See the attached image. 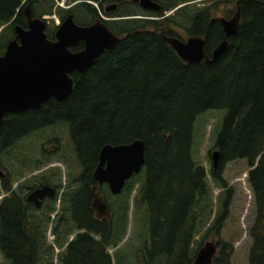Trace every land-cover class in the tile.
<instances>
[{"label": "trees", "instance_id": "1", "mask_svg": "<svg viewBox=\"0 0 264 264\" xmlns=\"http://www.w3.org/2000/svg\"><path fill=\"white\" fill-rule=\"evenodd\" d=\"M24 1L0 0V55L10 36L7 26L13 20L14 25L21 24L19 8ZM101 1L126 4L123 0H68L67 4L77 3L71 13L87 20L98 14L88 2L101 5ZM152 1L162 8L159 16L136 5L141 12L118 15L121 19L109 24L120 41L84 74H71L74 90L65 102L51 98L37 109L7 116L0 126V161L33 133L63 126L80 168L79 173L68 172L62 196L58 200L57 191L44 210L29 208L25 197L31 188L44 184L60 189V184L52 185L53 172L17 187L9 175L1 180L0 192L6 196L0 204V239L3 248H16V264H53L52 246L44 241L49 226L63 249L57 256L59 264H130L132 252L134 264H194L202 242L210 235L218 238L229 216L233 190L222 176L225 165L242 159L248 163L255 210L248 229V264H264V0H234L239 4L237 34L228 38L227 50L210 66L185 64L159 30L179 38L171 29L174 26L188 36L202 37L210 56L224 39L221 24L210 15L211 7L190 5L198 0ZM29 5L35 17L55 15L61 22L67 13L55 0H29ZM168 12L172 13L165 16ZM137 13L146 17L137 19ZM55 29L52 22L48 39H53ZM82 48L80 44L71 50ZM210 110L222 116L213 145L219 153L217 167L213 169L211 162L207 170L193 159L194 125ZM136 140L144 143L145 164L114 196L116 210L113 204L111 213L107 195H112L105 184L98 186L93 179L100 150ZM211 155L209 151L212 160ZM61 160L71 168L69 157ZM34 163L40 167L41 161ZM209 179L222 190L213 217ZM94 186L102 191L110 222L94 216ZM132 195L133 212L139 211L143 218V232L133 251L121 254ZM57 201L59 212L53 216ZM208 223L196 243L201 226ZM217 250L212 264H231V244L219 240Z\"/></svg>", "mask_w": 264, "mask_h": 264}, {"label": "water", "instance_id": "2", "mask_svg": "<svg viewBox=\"0 0 264 264\" xmlns=\"http://www.w3.org/2000/svg\"><path fill=\"white\" fill-rule=\"evenodd\" d=\"M132 1L143 10L162 13L161 6L151 0ZM238 5V2L235 3L236 11L230 19H218L224 39L210 56L205 54V40L202 37L190 36L182 41L165 36L162 30H159V34L185 64L204 62L213 65L227 50L228 38L237 34L240 24ZM115 8L113 5L106 8V11L112 12ZM24 12L28 28L15 26V37L0 56V126L6 116L37 109L51 98L65 102L74 90L71 74H84L120 41L102 22L87 27L77 26L72 15H68L55 29L54 40H49L45 19L33 17L30 5L24 8ZM80 42H83L84 48L73 52L71 48ZM144 151V143L140 140L125 145H105L100 150L98 165L93 174L95 183L98 186L105 184L111 195H119L126 182L142 171L145 164ZM218 158V151L213 152V169L217 167ZM92 192L91 207L95 218L110 222L111 213L99 188L94 186ZM55 195L51 186L44 185L33 190L28 200L54 198ZM216 254L217 244L210 240L198 250L194 264H212Z\"/></svg>", "mask_w": 264, "mask_h": 264}, {"label": "rangeland", "instance_id": "3", "mask_svg": "<svg viewBox=\"0 0 264 264\" xmlns=\"http://www.w3.org/2000/svg\"><path fill=\"white\" fill-rule=\"evenodd\" d=\"M123 1H126L125 7H123V5L121 10H116L113 14L114 16L123 15L130 12H141V10L134 7L137 4H135L132 0ZM58 2L61 3V0H58ZM88 3L97 10L98 15L103 14V12H101V8L98 7L99 5L93 2ZM111 4L113 3H104L103 8ZM63 5L65 8L68 4L64 3L63 1ZM190 5L195 6L196 9L198 8L202 10L205 9V7H211L209 8L211 13L210 15L215 19L220 17L228 19L231 18L234 14L233 11L235 7L234 0H198L192 2ZM171 13L172 12H168L165 16H168ZM137 14L138 15L135 16L137 19H144L143 17H146L143 13ZM159 15L160 14L157 16ZM51 16H49V18L46 17V20L50 22V26L52 25V22L54 25L56 24L55 21L51 19ZM104 17L106 18V15H104ZM171 29L179 38H188V34L185 30L176 28L174 26ZM1 47L2 46H0V49ZM221 116L222 114L220 112L210 110L200 115L195 121V155L193 159L197 164L204 166L207 170L210 168V163L212 162L211 158L208 156L209 151L212 153L217 151L216 149H213V145L216 138V130H219L218 125L220 123ZM43 151L50 152L51 155H46L45 158H43L41 155ZM67 157H69L71 168H68V166L61 160H64V158L67 159ZM35 160L41 161L40 167H37L39 165L34 163ZM56 169L59 172H55L57 171ZM248 170V163L243 159L229 162L225 165L222 176L226 181L227 186L233 190V196L229 207V216L225 220L224 227L219 233L220 236L218 238L214 237V235H210L205 241L202 242V246L210 240H214L216 243H218L219 240L230 243L232 247V254L230 257L231 264H248V250L251 243L248 237V229L255 218L254 199L247 182ZM0 172H2L5 176L9 175L13 179V187L24 184V181H29V183L33 184L36 182L37 178H40L41 175L47 177L50 174L49 172H53L55 176L52 180V185H61L60 189L57 190V188H55L56 192L58 191L59 200L66 188V184L68 183V172L71 174L79 173L80 168L76 159L72 155L68 132L65 127L61 126L54 129L53 132L50 129L37 131L27 139L20 142L16 147H12L6 157H3L1 160ZM208 181L212 192L213 217L217 205V198L222 193V190L221 188L218 189L210 179ZM0 194L4 195L2 192H0ZM133 196L134 195H132L128 201L130 210L128 213L126 235L122 243L119 245L121 247L124 246L125 249L121 251V254H125L127 252L130 253V251L132 252L134 247L140 243L138 237L139 235H142L143 232L142 215L139 211L133 212L132 209ZM114 199L115 197L113 195H107V202L111 213L113 204L114 210H116V203L114 202ZM58 203L59 201H57L55 205L56 211H54L53 216L59 212ZM209 223L207 225L201 226L200 232L195 239L196 243L200 242L201 237L205 233ZM122 229V223H119V226L116 228V230L120 233ZM44 241L45 245L52 246V263L59 264L57 256L63 251V249L58 247L55 243L50 226L44 233ZM109 253L113 254L114 249H110ZM129 259L130 264H134L136 262L133 252L131 253V257H129Z\"/></svg>", "mask_w": 264, "mask_h": 264}, {"label": "flooded vegetation", "instance_id": "4", "mask_svg": "<svg viewBox=\"0 0 264 264\" xmlns=\"http://www.w3.org/2000/svg\"><path fill=\"white\" fill-rule=\"evenodd\" d=\"M152 1V0H151ZM68 2V0H64V3H67ZM104 3H109V2H104V1H101V5H99V6H101L102 8V11L101 12H103V14L102 15H95V16H93V17H91L90 19H87V20H85V19H81V18H79V17H77V16H73V14L71 13V11L76 7V4L77 3H75V4H69V5H67L65 8H64V5H63V8L62 9H65V11L67 12L66 14H65V18L68 16V15H72V17H73V22H74V24L75 25H77V26H82V27H87V26H91V25H93V24H95V23H97L98 21H100V22H102L103 24H105L107 27H108V29H109V24H111V23H113V22H118L121 18H119V17H117V16H114L113 14H114V12L116 11V10H121L123 7H125V4H121V3H119V2H112L113 4H111V5H107L106 7H104L103 8V5H104ZM135 4H137V3H135ZM75 5V6H74ZM113 5H115L116 6V8L112 11V12H109V11H106V8H108V7H110V6H113ZM124 5V6H123ZM138 5V4H137ZM26 6H29V0H25L24 2H23V4L21 5V7L19 8V10H21L20 12H22V16H21V21H20V25H14V20L7 26L8 28H10V36L8 37V40H7V43H6V45L10 42V41H12L13 39H14V37H15V34H14V28H15V26H20L22 29H27L28 28V24H27V18H26V15H25V12H24V8L26 7ZM123 6V7H122ZM139 6V5H138ZM140 7V6H139ZM140 9L141 10H143L141 7H140ZM143 11H146V10H143ZM33 12V11H32ZM146 12H151V11H146ZM151 13H155V12H151ZM156 14V13H155ZM104 15H106V18L104 17ZM33 17H35V15H34V13H33ZM46 17H48L49 18V16H46V15H44V16H41V17H38V18H43V19H45V21H46V23H47V26H46V30L45 31H47L48 30V27H49V25H50V22H48L47 20H46ZM65 18L63 19V21L65 20ZM144 18V17H143ZM220 18H224V17H220ZM80 19V20H79ZM140 19V18H139ZM215 19V18H214ZM219 18H217V20H218ZM224 19H228V18H224ZM230 19V18H229ZM63 21H61L60 22V20H59V25L63 22ZM54 28V27H53ZM52 28V29H53ZM56 28H57V26H56ZM3 29V28H2ZM110 30V29H109ZM111 31V30H110ZM112 32V31H111ZM54 33H55V31L53 32V35H54ZM113 33V32H112ZM114 34V33H113ZM118 37V36H117ZM190 36H188V38H189ZM176 38V37H175ZM178 39H180V40H182V41H184V40H186V39H181V38H178ZM50 40V39H49ZM51 40H54V37H53V39H51ZM80 44H82L83 45V48H84V44H83V42H80L78 45H80ZM78 45H76L75 47H77ZM82 48V49H83ZM81 49V50H82ZM81 50H79V51H81ZM79 51H77V52H79ZM4 53V52H3ZM3 55V54H2ZM1 56V55H0ZM15 115V114H14ZM9 116V115H8ZM7 117V116H6ZM5 117V118H6ZM0 164H1V161H0ZM2 179H5V175L2 173V172H0V183H1V180ZM94 179V178H93ZM45 185V184H44ZM44 185H40V186H38V187H35V188H31L30 190H29V192L27 191V193H26V197H25V201L28 203V205H29V208H35V209H40V210H44L45 208H46V206H48V203L52 200V199H54V198H48V197H46V198H43L42 200H40V199H38V200H28V196H29V194H31V192L33 191V190H35L36 188H41L42 186H44ZM102 187H104V185H102ZM105 187H107V185H105ZM53 188V187H52ZM93 188V187H92ZM108 188V187H107ZM54 190H55V192H56V189L55 188H53ZM92 190V189H91ZM99 191H100V193H101V195L103 196V194H102V191L99 189ZM93 193V192H92ZM110 193V192H109ZM0 196H1V194H0ZM6 195L4 194H2V197L0 198V204H1V201H2V199H3V197H5ZM104 198V197H103ZM108 206V205H107ZM93 210V209H92ZM94 214H95V212H94ZM95 216V215H94ZM102 220H104V219H102ZM0 234H1V229H0ZM217 244V243H216ZM15 251H16V248H11V247H7V248H3L2 247V240L0 239V264H16V262H17V260H18V257H17V255H16V253H15ZM218 251V250H217ZM7 255L9 256V258H7ZM23 259H24V257H22ZM26 260V259H25Z\"/></svg>", "mask_w": 264, "mask_h": 264}, {"label": "built area", "instance_id": "5", "mask_svg": "<svg viewBox=\"0 0 264 264\" xmlns=\"http://www.w3.org/2000/svg\"><path fill=\"white\" fill-rule=\"evenodd\" d=\"M56 1V4L59 6V7H63V0H61V3L58 2V0H55ZM52 18L54 19L55 23L58 24V19L56 18V16H52ZM2 197V195L0 196V198Z\"/></svg>", "mask_w": 264, "mask_h": 264}]
</instances>
